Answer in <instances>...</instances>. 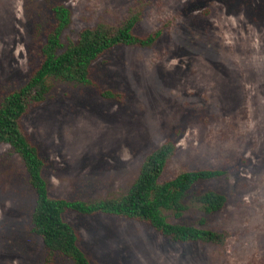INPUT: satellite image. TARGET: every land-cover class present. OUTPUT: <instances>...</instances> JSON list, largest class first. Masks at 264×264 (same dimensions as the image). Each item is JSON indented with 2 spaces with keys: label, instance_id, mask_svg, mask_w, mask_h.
Returning <instances> with one entry per match:
<instances>
[{
  "label": "rangeland",
  "instance_id": "rangeland-1",
  "mask_svg": "<svg viewBox=\"0 0 264 264\" xmlns=\"http://www.w3.org/2000/svg\"><path fill=\"white\" fill-rule=\"evenodd\" d=\"M57 3L72 10L65 45L83 28L134 14L138 35L161 34L149 47L108 50L92 65V84L50 80L46 99L28 107L21 124L45 161L52 197H120L168 139L177 149L163 179L225 170L195 183L184 213L169 215L225 232L223 245L174 241L137 219L67 211L90 260L264 264V0H0V101L38 66ZM210 190L226 196L222 209L207 212L198 200ZM35 198L22 158L0 143V264H43L44 243L31 230Z\"/></svg>",
  "mask_w": 264,
  "mask_h": 264
},
{
  "label": "trees",
  "instance_id": "trees-1",
  "mask_svg": "<svg viewBox=\"0 0 264 264\" xmlns=\"http://www.w3.org/2000/svg\"><path fill=\"white\" fill-rule=\"evenodd\" d=\"M52 11L53 21L40 48L38 66L25 84L0 101V143L8 144L26 167L36 197L31 212V230L44 243L43 264H55L58 257H66L74 264H94L81 246L80 231L66 220L67 211L137 219L174 241L223 245L226 241L223 231L169 220V215L180 217L187 209L186 198L195 183L225 173L223 169L201 168L163 179L168 162L177 149L171 139L147 155L138 177L120 197L85 201L50 195L44 177L45 161L21 124L28 107L46 99L51 90L50 80L92 84V65L108 50L120 45L149 47L161 34L158 31L147 36L138 35L135 32L138 16L134 14L119 25L99 22L83 28L76 41L69 40L65 45L62 34L72 21V10L66 4L57 3ZM103 94L107 98L118 97L111 90ZM198 200L207 212H213L222 209L227 198L223 193L210 190L201 194Z\"/></svg>",
  "mask_w": 264,
  "mask_h": 264
}]
</instances>
